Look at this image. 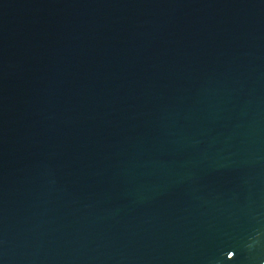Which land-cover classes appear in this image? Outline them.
Here are the masks:
<instances>
[{
  "label": "water",
  "instance_id": "water-1",
  "mask_svg": "<svg viewBox=\"0 0 264 264\" xmlns=\"http://www.w3.org/2000/svg\"><path fill=\"white\" fill-rule=\"evenodd\" d=\"M0 264H264V0H0Z\"/></svg>",
  "mask_w": 264,
  "mask_h": 264
}]
</instances>
